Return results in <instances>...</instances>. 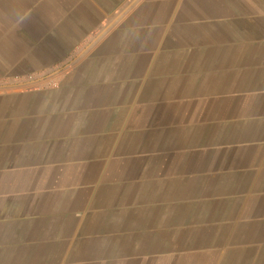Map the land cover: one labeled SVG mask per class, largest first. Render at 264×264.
<instances>
[{
	"label": "crops",
	"instance_id": "1",
	"mask_svg": "<svg viewBox=\"0 0 264 264\" xmlns=\"http://www.w3.org/2000/svg\"><path fill=\"white\" fill-rule=\"evenodd\" d=\"M0 264H264V0H0Z\"/></svg>",
	"mask_w": 264,
	"mask_h": 264
}]
</instances>
